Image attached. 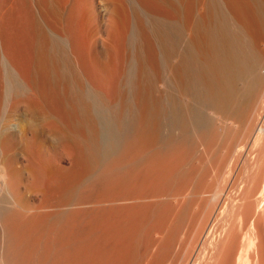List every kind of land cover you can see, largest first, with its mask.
Masks as SVG:
<instances>
[{
    "label": "bare ground",
    "instance_id": "bare-ground-1",
    "mask_svg": "<svg viewBox=\"0 0 264 264\" xmlns=\"http://www.w3.org/2000/svg\"><path fill=\"white\" fill-rule=\"evenodd\" d=\"M198 4L202 8L204 21L203 24L200 23L201 25L193 19V11ZM224 11L236 25L249 28L250 40L259 47L258 55L240 50L239 46L243 40L240 39L238 32V35L233 33L234 37L227 32ZM16 16L20 21L23 18L24 22L25 37L22 38L24 43L21 48L19 44V49L16 45L17 28L13 18ZM73 26L74 29H71ZM198 32L203 33L205 44L209 49L205 55L204 53L202 55L205 56L203 60L210 69L211 77H209L214 82L213 94L210 96L207 93L208 102L203 107L206 106L205 110L207 109L212 116L209 115V120L212 118L219 122L223 121L224 126L228 127L227 130L230 127L228 125L237 121L250 122L257 110V102L263 100L264 80L256 87L250 86L251 96L243 106H238L242 107L239 108L240 110L234 109L238 103L232 104V95L236 87L235 82L240 75L249 72L250 66H253L258 59L261 61H259L260 65L262 66V63L264 65V0H0V264H9L13 259L15 263V260L17 262L20 258L16 254L21 256L19 253L23 248L22 238L18 239L21 240V243L18 241L21 248L14 243L17 245L16 251L12 247L13 243H9L11 241L8 242V239L9 236H14L13 232L17 230L15 223L12 222L18 213L25 210H30V215L33 217L31 218L34 219L32 221L34 223L28 229L29 234L34 236L31 237L29 249L32 247L31 250L41 251V254L39 255L37 251L27 252L25 248L23 252L28 254L23 253L26 256L24 258L28 255L29 263L24 259L23 262L19 260L18 264L19 262L21 264L24 262L25 264H264V170L256 173L252 166L248 168L246 175L242 173L235 180L230 179V174L237 164L238 154L232 153V149H229L231 147L227 146L226 149L230 151H227L229 154L225 157V167L224 169L217 167L215 162L205 155L207 147L217 138L213 134L208 136L211 133L196 134L194 141L192 139L190 141L193 144L185 149L175 137L173 138L176 140L169 139L164 142L162 139L163 142L158 143L162 135L159 134L162 122L158 115L167 108L173 110L174 114L171 111L170 116L173 115L174 118H177L176 115L179 113L180 108L177 109L179 103L173 92L174 83H177L176 88H179L181 94L191 100L194 84H191L192 72L188 48L193 33ZM133 41L139 45V50L142 52L141 61L137 65L139 66L137 71L141 73V80L137 81L140 90L139 106L145 124L152 125V128L147 133L148 139L143 140L138 149L127 147L126 149L129 150L124 151L122 155L119 154L123 156L122 158L125 157V160H120L121 157L117 158L118 155L112 158L116 144L111 142L113 133L108 132L110 129L104 132L102 125L101 132H97L98 127L95 126L103 123L101 118L104 116H97L93 109L105 104L115 105L119 94L124 91L127 66L125 52ZM59 42L61 46L58 45ZM182 97L185 98L183 95ZM75 115H79L82 122L93 130L88 140L83 139L84 143L77 141L75 135L77 132L73 133L57 125V123L60 125L62 122L67 123L65 119L73 118ZM26 118H29L33 124L26 121ZM250 123L252 124V121ZM34 125L40 127L42 131L36 133L33 130ZM215 126L220 127L219 123ZM255 127L258 131L256 136L264 134L263 125ZM181 129V132H187ZM46 131L48 134H45ZM233 142L236 143V139ZM46 155L47 160L54 165H59L63 158H66L70 164L79 163L81 157L91 172L106 161V164H103L104 168L102 166L104 177L103 171L100 170L101 166L98 169L102 171L100 177L106 179L103 180L105 183L100 182V184L104 183L102 184L104 186L108 184L107 181L110 183L109 179L114 173L119 174L125 169L122 167L124 161H127L124 165L126 167L131 165V162H140L142 155L145 161L142 165L143 170L139 173L140 177L147 174L152 166H156L157 173L152 180L159 183L165 180L174 163H179L185 157L190 159L192 156L195 163L188 168L186 185L182 186L185 188L186 198L181 199L178 196L183 193L179 186L176 190L172 188L174 192L170 189L175 193L174 195L177 194L175 196L177 198H173L176 201L177 206L174 207L176 209L171 207L175 211L171 210L172 212L169 213V210L165 212L163 209H157L159 212H155L156 210L153 209L152 206L162 203L163 201L160 200H164L170 193L161 186L141 189L139 197H128L131 198V203L128 201V204L124 200L117 203V199L121 200L118 198L119 194L112 200H107L101 195L99 198L92 197L93 200L98 198L97 201L94 200L95 202L88 201L91 203L89 208H87L88 204H85L87 199L84 200L82 203L86 207L82 203L81 207L84 206L86 210L82 208L84 212L78 211L80 215L82 212L85 215V212L91 211L90 209L100 212L94 213L92 215L94 217L90 216L89 221L85 222V218H82L84 223L78 222L76 215L74 219L77 222L73 219V224L71 223L70 229L67 230L66 225L72 219L69 222L67 220L69 218L66 217L68 223L63 219L66 225L58 219L61 214L63 218L68 214L71 215L73 212L70 210L71 203L74 204L75 207L71 206L75 209L76 200L78 202L81 198H76L75 201L72 199L70 205L66 201L69 206L64 205L65 210L69 208L68 211L72 212L66 211L68 214L65 215V212L61 213L63 205L59 202L66 197L58 199V203L52 202L54 203H51L52 206L48 203L51 202L49 197L50 201H47L48 199L45 201L50 204L48 207L51 206L54 210L50 208L49 211L44 207L42 211L44 209L45 211L42 212L40 206L38 207L40 210L34 207L30 195L26 193L25 187L29 184V180L38 182L36 177L33 178L32 166L39 160L37 158ZM42 160L44 161L43 158ZM151 164L153 165L150 166ZM121 168L123 170L118 172ZM127 171L129 172V169L126 173L124 171L125 175ZM213 171L221 174V178L215 177ZM138 175L130 171L127 178L132 180ZM114 177L118 178L117 181H122L119 180L120 177ZM124 178L123 180H126ZM26 181L28 184L25 183V186ZM100 184L95 185L100 186ZM233 187L237 188L235 192L231 191ZM148 197L155 198L146 200ZM100 198L102 199L99 200ZM184 204H186V216L182 213ZM140 205L145 207L143 211H136L133 207ZM101 206L108 208V212L103 210L105 208L101 209ZM126 206L133 208L130 207V210L127 207L129 209L127 210ZM97 207L100 209L98 210ZM77 208L75 211L81 210L80 206ZM89 212L87 216L92 214ZM57 214H59L58 219L53 218ZM70 215L68 217L71 218ZM48 216L52 217L53 221L58 220V224L61 223L58 228L64 223L62 227H65L68 234L71 229V232L76 229L77 223H80V227L75 230L77 232H72L71 241L65 239L66 232L61 229L62 227L58 229L54 226L56 222L53 224L52 221V224L44 225L43 221ZM181 216H185L184 222L179 220V218L182 220ZM156 217L165 218L164 223L155 226L153 222ZM99 218L102 220L101 224L98 223ZM90 221L93 224L89 225ZM87 222L88 225L85 226ZM74 224L76 227L73 226ZM153 229L156 236L152 235ZM169 230H171L169 234L172 235L170 254V247L165 249L166 242L163 241ZM143 233L151 236L145 243H141L140 240ZM86 235H90L89 240L85 238ZM42 237L46 239L42 240ZM9 249L14 251L11 250L10 253ZM17 249H20L19 252ZM162 249L168 254L160 255ZM12 252H17L14 254L17 257H13ZM160 253L162 254V251ZM9 256L12 260L8 258Z\"/></svg>",
    "mask_w": 264,
    "mask_h": 264
},
{
    "label": "rangeland",
    "instance_id": "rangeland-1",
    "mask_svg": "<svg viewBox=\"0 0 264 264\" xmlns=\"http://www.w3.org/2000/svg\"><path fill=\"white\" fill-rule=\"evenodd\" d=\"M195 7H197V8H194V11H193V19L194 20H197V22L200 24H203V19H202V11H201V7H200V4H198V6H195ZM198 14H197V13ZM224 13H225V11H224ZM225 19L227 20H225V23H226V29H227V32L230 34V35H232L233 37L235 36V35H238V33H239V35H240V39L241 40H243V42L240 44V50L241 51H244V50H247V51H250L252 54H255V55H258V50H259V47H256L255 46V44L250 40V37H249V33H250V30H249V28L248 27H245V26H243V25H241V26H239V25H236L234 22H232V20H230V17L228 16V14H226L225 13ZM228 16V17H227ZM14 18V23H15V27L17 28L16 29V39H17V41H16V45H17V48L19 47V44H20V47L19 48H21L22 46H23V39H24V37H25V35H24V22H23V18H22V21H20V18H18L17 16L16 17H13ZM199 20V21H198ZM16 21H18V22H16ZM200 24V25H201ZM20 25V26H19ZM22 28V29H21ZM248 28V29H247ZM21 29V30H20ZM71 29H74V26L73 27H71ZM236 31V32H235ZM238 32V33H237ZM22 33V34H21ZM202 32H198V33H193V38L191 39L192 40V42H191V40H190V44H189V48H188V55L190 56L189 58V61H190V64H191V67H190V69H191V72H192V74H191V84L193 85V87H192V90H191V96H190V99L191 100H189V97L188 98H186L185 97V95L184 94H181V92L178 90L179 88H176V87H178V85H177V83H174L175 84V87H174V90H173V92H174V96H175V98H176V100H177V102L179 103V106H178V108L177 109H179L178 110V112L181 114H179L178 112V114L176 115L177 116V118H174L173 117V115L172 116H170L171 115V111H172V114H174L173 113V110H170L169 108H167V110L165 109V111L164 112H162V113H160V115H158V118L160 119V121L162 122L161 123V128H160V132H159V134H162V135H160V137H161V139H160V141L158 140V143L160 144V143H162L163 141L165 142H167V140L169 141V139H177V141L180 143L181 142V145L183 146V148L185 149V148H188L189 146H191L192 144L190 143V141H192L194 138H195V135L196 134H199L200 132L202 133V134H210V135H208V136H211L212 134L215 136V137H217L216 139H214V141L211 143V145L209 146V147H207V150H206V156H207V158L209 157L212 161H214L215 162V164H216V166L217 167H219V168H221L222 167V169H224V167H225V157H226V155L227 154H229L228 152L231 150L232 151V153H234V154H238L237 156H238V158H237V164H236V167H235V169L231 172L232 174H230V179L232 178V180H235L236 179V177H238V175H240V174H242V173H244V175H246L248 172H247V170H248V168H251L252 166H253V168H255L254 169V171L256 172V173H259V171L261 170V172L264 170V134L263 135H258V136H256L258 133V131H257V128L255 127L256 125L257 126H259V125H263L264 126V96H263V100H259L258 102H257V110L254 112V117H253V119L251 120L252 121V124L250 123V122H248L249 123V125H248V123L246 122V123H244V121H242V122H236V123H234V124H231L232 125V127H231V125H228V126H230L229 127V129L227 130V128L228 127H225L224 126V122L222 121H217V120H215V119H210L209 120V118L210 117H212L208 112H207V109L205 110V108H206V106H205V108H203L204 107V105H206L207 104V102H208V98H209V96H207V93L210 95V94H213V91L214 90H212L214 87V82L211 80V73H210V69H208L209 67L208 66H206L207 64L205 63V60H203L204 58H205V56L203 57V53H204V55H205V53L209 50L208 49V47H207V45L205 44V41H204V35H203V33L201 34ZM235 35H234V34ZM202 35V36H201ZM99 37H101V35H98ZM23 38V39H22ZM21 39V40H20ZM244 43V44H243ZM178 44H179V42L177 43V49H178ZM59 46H61V43L59 42V44H58ZM245 46V47H244ZM251 46V47H250ZM18 48V49H19ZM134 48H136V49H134ZM140 48H139V45H136V42L135 41H133V43H132V45L130 44L129 46H128V48L126 49V52H125V56L127 57V66H126V70H125V76H124V78H125V80H126V87L124 88V91L123 92H121L120 94H119V96H118V98L116 99L117 101H116V103H115V105L113 104V106L112 105H110V106H108V105H103L102 107L100 106V107H97L96 106V108H94L93 110V112H95V114L97 115V116H99V117H102V116H104V117H102L101 118V120L103 121V123L101 122V124H97L95 127H98L97 128V132H101V130L100 129H102V127H104V128H106V126L108 127V128H106V129H102V131H104L105 132V130L107 131V130H109L108 132H110L111 134L113 133V135H112V139L113 140H111V142H115V144H116V148H115V153L112 155V158H114V156H117L118 155V157L117 158H119V157H123V156H121L123 153H124V151H126V150H129V148L130 149H138L139 147H140V144L142 143V141L143 140H145V139H148V135H147V133H148V131H150V129L152 128V125L150 126V125H146L145 124V122H144V120H143V112H142V110H141V108H140V102H139V92H140V90L138 89V85H137V83L138 82H140V80H141V73L139 72V71H137L138 70V67L139 66H137V65H139V63H140V61H141V57H142V52H141V50H139ZM196 49V50H195ZM208 49V50H207ZM134 51V52H133ZM136 52V53H135ZM133 54H135V56L133 55ZM137 54V55H136ZM140 54V55H139ZM85 54L83 53V56H84ZM133 57V58H132ZM135 57V58H134ZM138 57H140V59L138 58ZM134 59V60H133ZM139 59V60H138ZM104 61H107V59L105 60L104 59ZM108 61H109V59H108ZM136 61V62H135ZM202 61V62H201ZM258 62L260 61V59H258L257 60ZM256 61V63H254L253 64V66H250V69H249V72H246V73H244L243 75H240L238 78H237V80H236V82H235V88H234V90H233V94L234 95H232L233 96V98H232V104H237V107H236V105L234 106V109L235 110H240L242 107H238L239 105L240 106H243L244 104H245V102H247L248 101V99L250 98V96H251V93H252V91H251V88L252 87H256V86H258V83H260L262 80H264V65H263V63H262V66L260 65L261 63V61L258 63ZM136 63V64H135ZM137 68H136V67ZM204 67H206L207 68V70H206V68L204 69ZM136 68V69H135ZM203 69H204V73L202 72L203 71ZM194 72V73H193ZM140 73V74H139ZM263 73V74H262ZM192 75L194 76V78H192ZM210 76V77H209ZM258 78V79H257ZM139 79V80H138ZM201 79V80H200ZM204 79H205V81H204ZM211 80V83H210V80ZM259 80L258 82H257V80ZM193 80H194V83H193ZM138 81V82H137ZM209 81V82H208ZM201 82V83H200ZM208 82V83H207ZM257 83V85H256V83ZM211 84V85H210ZM213 84V85H212ZM210 85V86H209ZM212 86V87H211ZM250 86H252V87H250ZM209 87V88H208ZM249 88H250V91H249ZM177 91H179V92H176V90ZM209 89H211V90H209ZM194 90V91H193ZM205 90V91H204ZM209 90V91H208ZM195 91H196V93H195ZM60 92H62V91H60ZM194 92V93H193ZM210 92V93H209ZM250 92V93H249ZM177 93V94H176ZM181 94V96H178V95H180ZM182 95L186 98V99H188V100H186L185 98H183L182 97ZM193 95H195L194 96V99L192 98V96ZM202 96V97H201ZM205 96V97H204ZM211 96V95H210ZM178 97V98H177ZM207 97V99H205ZM248 97V98H247ZM178 99H179V101H178ZM205 99V100H204ZM206 102H204V101ZM246 100V101H245ZM242 101H244V102H242ZM205 104H204V103ZM242 103V104H241ZM119 104V105H118ZM188 104H189V106H188ZM106 106L108 107V108H106ZM98 108V109H97ZM101 108V109H100ZM240 108V109H239ZM96 109V110H95ZM106 109V110H105ZM170 110V111H169ZM205 110V111H204ZM226 110V109H225ZM224 110V111H225ZM169 111V112H168ZM195 111V112H194ZM223 111V112H224ZM20 112H23V111H20ZM19 112V113H20ZM62 112V111H61ZM168 112V113H167ZM100 113V114H99ZM164 113V114H163ZM170 113V114H169ZM201 113L203 114V115H201ZM206 113V114H205ZM208 113V114H207ZM135 114V115H134ZM198 114V115H197ZM165 115V116H164ZM180 115V118H178V116ZM190 115V116H189ZM209 115H210V117H209ZM162 116H164V118L162 117ZM202 116V118H200ZM206 116H208V117H206ZM62 117H64L63 115H62ZM162 117V118H161ZM168 117H169V119H170V121H168L169 119H168ZM173 119H172V118ZM181 117H182V119H181ZM199 117V118H198ZM203 117H206L205 119H206V121H205V119L203 118ZM166 118V119H165ZM29 118H26V121H28V122H30V119L28 120ZM70 119H71V121H70ZM70 119H65L66 121H67V123H61V125L59 124V123H57V125H58V127L59 126H62L64 129H68V130H70V131H72L73 133H76L75 135H76V138L78 139L77 141L78 142H80V143H84V141H86V140H88V137H89V134H90V132L91 131H93L92 129L90 130V128L88 127V125L86 124V123H83L82 122V119L80 118V116L79 115H75V116H73V118H70ZM104 119V120H103ZM171 119H172V122H171ZM175 119V120H174ZM199 119V120H198ZM201 119V120H200ZM203 119V120H202ZM177 120H180L179 122L177 121ZM182 120V121H181ZM32 121V120H31ZM175 121H177L178 122V124H177V122H175ZM184 121V123H182ZM213 121V122H212ZM214 121H217V122H214ZM165 122V123H164ZM183 124V126H185V128L182 126L181 127V123ZM204 122V123H203ZM30 123H32V122H30ZM75 123V124H74ZM77 123V124H76ZM168 123V124H167ZM171 125H175L174 127L173 126H171ZM180 123V124H179ZM218 123H219V126L221 127V129H220V127H218V126H215V125H218ZM221 123H222V126H224V127H222L221 126ZM253 123H255V124H253ZM33 124V123H32ZM64 124V125H63ZM188 124V125H187ZM215 124V125H214ZM251 124V125H250ZM87 125V126H86ZM103 125V126H102ZM180 125V127H178ZM197 125V126H196ZM31 127H32V125H30ZM69 126V127H68ZM89 126H91V125H89ZM102 126V127H101ZM131 126V127H130ZM150 126V127H149ZM210 126V127H209ZM249 126V127H248ZM255 127V128H253V127ZM163 127V128H162ZM173 127V128H172ZM178 127V128H177ZM218 127V128H217ZM181 128H183V131L184 130H186L187 132H181ZM224 128V129H223ZM246 128V129H245ZM252 128V129H251ZM181 129V130H180ZM249 129V130H248ZM256 129V130H255ZM33 130L36 132V133H40L41 131H42V129L40 128V127H38V126H36V125H34V128H33ZM120 130V131H119ZM181 132V134H180V132ZM202 130V131H201ZM225 130H227V132L225 131ZM245 130V131H244ZM248 130V131H247ZM88 131H89V133H88ZM245 133H244V132ZM257 131V132H256ZM50 132L51 131H49V134H50ZM81 132V133H80ZM217 133V134H216ZM248 134V136H247V134ZM45 134H48V132L46 131L45 132ZM177 134V135H176ZM178 134H179V136H178ZM182 134H186V135H182ZM145 135H147V136H145ZM180 135H181V137H180ZM219 135V136H218ZM243 137H241V136ZM183 136V137H182ZM262 137V139H260V137ZM87 137V138H86ZM170 137V138H169ZM172 137V138H171ZM173 137H175V138H173ZM224 138V140H223V138ZM238 137V138H237ZM246 137V138H245ZM257 137V138H256ZM86 138V139H85ZM230 138V139H229ZM239 138H242L241 140H239ZM83 139H84V141H83ZM137 139V140H136ZM162 139H164L163 141H162ZM175 139V140H176ZM180 141H179V140ZM192 139V140H191ZM219 139H221L220 141H219ZM235 139H236V143L235 142H233V141H235ZM257 141H256V140ZM258 139H260V140H258ZM230 140V141H229ZM194 141V140H193ZM222 141H224V142H222ZM259 141V142H258ZM110 142V141H109ZM134 142V143H133ZM218 142V143H217ZM190 143V144H189ZM221 143H223V144H221ZM232 145H230V144ZM258 143V144H257ZM217 144V145H216ZM229 144V145H228ZM235 144V145H234ZM238 144V145H237ZM122 145V146H121ZM189 145V146H188ZM214 145V146H213ZM234 145V146H233ZM227 146H229V147H231V148H229L230 150H227L226 149V147ZM124 147V148H123ZM127 147H129L128 149H126ZM233 147V148H232ZM118 149V150H117ZM237 150V151H236ZM228 151V152H227ZM184 152V151H183ZM119 154H121V155H119ZM142 156H144V155H142ZM141 156V157H142ZM41 157V156H40ZM140 157V159H139V161L140 162H138V161H136V163H137V165H132V164H136V163H133V162H131L132 164V166L129 164V162H128V164H129V166L128 165H126V167L124 166L125 164H127V163H125V162H127V161H124V163H123V168H125L124 170H123V168H121V169H118V172L120 171V170H123L122 172H120L119 174L116 172V174L114 173L113 175L114 176H116V177H120V179L119 180H121L122 179V181L120 182V181H117V179L118 178H115L114 176H112V178L111 179H109L110 180V183H109V181H107L106 183H108L107 185L105 184V186L104 185H102V184H104L105 182V180L102 178V177H100V172H102V174L104 173V170H102V166H103V164L105 165L106 163V161L103 163H101L97 168H95L92 172L89 170V168L87 167V166H85L86 164H85V162H84V160H83V158H82V160H81V157H80V159L78 160L79 161V163L77 162H75V164H73V162L70 164L69 162H68V160L66 159V158H63V160L61 161V163L60 162H58V164L59 165H54L52 162H49L48 160H47V155L46 156H44V157H42L43 159H44V161L42 160V158H37V159H39L38 161H37V163H35L33 166H32V175L34 176L33 178H35L36 179V181H37V179H38V182H33V181H31V180H29L28 182H29V184H28V182L26 181V182H24V184L25 183H27L28 185L26 186V184H25V189L27 190L26 191V193L28 194V195H30V197H31V199H32V202H33V205H34V207H36L37 209H39L38 207L40 206V209H41V211H42V209L45 207V209H47V210H49L50 208L51 209H53L54 210V208H52L51 206H52V204H54V203H52V202H55V203H58V199H61V198H64V197H66L65 199H62L59 203H60V205H63V206H61V208L63 207L64 208V210H63V208H62V211L63 212H61V213H66V211H68L69 210V208H68V210H65V207H67V205L69 204L70 205V201L72 200V199H74L73 201H75L76 200V198L78 199V198H83L84 197V199H79V203L77 202V200H76V203H78V204H76L75 202H73V203H75V205L77 206V207H79L80 206V208H81V210H77V211H75L76 210V208L75 209H73L75 206H74V204H72L71 203V205L72 206H74V207H72L71 205H70V210H73V212L72 211H68L69 213L70 212H72L71 213V215L73 216L74 214V216L72 217L70 214H68V213H66L65 215H70L71 216V218L70 217H68V215L67 216H64V218H63V215L61 214V216H62V219H60L61 218V216L59 217V214H57V215H54L55 217H53V218H55V219H58V217H59V219L58 220H62L64 223H65V221L67 222V220L69 221V220H71V222L68 224V225H66V223H65V225L67 226L66 228H67V230H68V228L70 229V224L72 223V222H74V221H76V219H74L75 217H76V215H77V221L78 222H83L84 223V221H83V219L85 220V222L88 220V219H90V216H92V215H94V213H96V212H100V211H92L93 209H90L91 211L89 212V211H87V212H89V214L92 212V214L91 215H89V216H87L88 215V213L87 212H85L86 214L84 215V214H82L84 211L83 210H86L85 208H84V206L86 207V205L88 204V207L87 208H89V207H91L89 204H91V203H89L88 201L89 200H91V202H93L94 200H98V198L99 197H101V195H104L106 198H107V200H112V199H116L117 198V196H118V194L120 195L118 198L119 199H121V200H118L117 199V203L120 201V202H122V200H124V202H126V204H128L129 202H130V200H131V198L129 199L128 197H133V196H136V197H139V195H140V191H142L141 189H143V188H158V187H163L166 191L167 190H169L170 191V189H171V191L173 190V192L176 190V189H178V188H176V187H180V188H182V186H184L185 187V185H186V182H185V178H186V173H187V170H188V168L190 167V165L191 164H193V163H195V161L192 159V158H194L193 156H192V158L190 157V159L189 158H184V159H182L181 161H179V163H174L173 165H171V168L172 169H170V172L167 174V176H166V178H164L165 180L164 181H162L161 180V182L159 183V182H155V181H153L152 179H153V177H154V175L157 173L156 171H157V168H156V166H152L153 164H151L150 166H152V169H149V172L151 173H147V174H144V175H142V177H140V170H143V167L144 166H142L143 164H144V162L143 161H145V159L142 157L141 158ZM188 157V156H187ZM116 158V159H117ZM119 158L120 160H123L124 158ZM47 160V161H46ZM64 160H66V161H64ZM81 160V161H80ZM125 160V159H124ZM222 160V161H221ZM46 162H47V164H46ZM49 163V164H48ZM83 163V164H82ZM53 164V165H52ZM70 164V165H69ZM188 164V165H187ZM40 165V166H39ZM249 165H250V167H249ZM53 166H55V167H53ZM100 166H101V169L100 170H102V171H100V170H98L99 168H100ZM187 166V167H186ZM247 166V167H246ZM43 167V168H42ZM57 167V168H56ZM85 167V168H84ZM153 167H155V169L153 168ZM183 167V168H182ZM52 168V169H51ZM56 168V169H55ZM103 168H104V166H103ZM261 168H263V169H261ZM53 169L55 170V171H53ZM129 169V172L130 171H132V173L133 174H139L138 175V177H135L134 179H132V180H129L128 178H127V174L129 173L128 171V173L125 175V173H126V170H128ZM139 169V170H138ZM237 169V170H236ZM39 170V171H38ZM88 170V172H86ZM92 170V169H91ZM137 170V171H136ZM98 171V172H97ZM124 171H125V173H124ZM215 171H213V174L215 175V177L217 176V178H221V174L219 175L218 174V172H217V174L216 173H214ZM44 173V174H43ZM124 173V174H123ZM51 174V175H50ZM101 174V175H102ZM117 174L119 175V176H117ZM170 175V176H169ZM219 175V176H218ZM88 176V177H87ZM123 176V177H122ZM124 176H126V178H124ZM145 176H147V177H145ZM152 176V177H151ZM259 176V175H258ZM70 177V178H69ZM91 177V178H90ZM100 177V178H99ZM103 177H104V174H103ZM123 178L124 179H126V180H123ZM99 179V180H98ZM102 179V180H101ZM142 179V180H141ZM155 179V178H154ZM104 180V181H103ZM118 182H116V181ZM88 181V182H87ZM96 181V183L95 184H100V182H104V183H102V184H100V186H98V185H95L94 184V182ZM141 181V182H140ZM146 181V182H145ZM32 182V183H31ZM87 182V183H86ZM155 182V183H154ZM35 183V184H34ZM185 183V184H184ZM30 184H31V186H30ZM166 184V185H165ZM32 185H34V186H32ZM94 185H95V187H94ZM134 185V186H133ZM163 185V186H162ZM181 185V186H180ZM84 186V187H83ZM98 186V187H97ZM104 186V187H103ZM138 186V187H137ZM32 187V188H31ZM101 187H103V188H101ZM167 187V188H166ZM182 188V192L183 193H181L182 194V196H181V194L180 195H178L179 197H181V199H185L186 198V194H185V188ZM44 188V189H43ZM172 188H175V190L174 189H172ZM78 189H80V190H78ZM133 189V190H132ZM85 190V191H84ZM110 190V191H109ZM237 190V188L236 187H233V188H231V191H233V192H235ZM38 191V192H37ZM169 191H167V192H169ZM170 191V193H168L169 195L172 193ZM43 192V193H42ZM102 192V193H101ZM34 193V194H33ZM127 194V196H125ZM128 194H131V196H129ZM173 195L175 194V193H172ZM172 194L169 196H167V197H165L164 198V200H160V201H163L162 203L160 202V204L159 205H155V206H152V207H154L153 209H155L156 211L155 212H159V211H157V209H163L165 212L166 211H168L169 210V213H170V211L172 210V211H175V210H173V209H176V208H174V207H176L177 205H176V201H174L177 197H175V196H177V194L176 195H174V196H172ZM185 194V195H184ZM88 195V196H87ZM117 195V196H116ZM122 195V196H121ZM96 196H98V198L96 199V198H94V200H93V198L92 197H96ZM113 196V197H112ZM126 198H124V197ZM49 197H51L50 199H51V202H48V203H52L51 204V206L50 207H48L50 204H48L47 203V201H50L49 200ZM52 197H53V199H52ZM69 197V198H68ZM112 197V198H111ZM185 197V198H184ZM89 198V199H88ZM91 198V199H90ZM103 198V197H102ZM102 198H100L99 200H101ZM106 198H104V199H106ZM124 198V199H123ZM153 198H155V197H148V198H146V200H148V199H153ZM173 198H175V199H173ZM48 199V200H47ZM56 199V200H55ZM87 199V201H86V205L85 204H83L82 202H84V200H86ZM103 199V200H104ZM45 200H47V201H45ZM52 200H55V201H52ZM93 200V201H92ZM62 201H64L63 202V204L61 203ZM66 201L68 202V204L66 203ZM129 201V202H128ZM46 202V203H45ZM95 202V201H94ZM173 202H175V203H173ZM66 203V204H65ZM81 203H82V205H84L83 207H81L82 205H81ZM105 203V202H104ZM106 203H107V201H106ZM131 203V202H130ZM108 204V203H107ZM172 204V205H171ZM175 204V205H174ZM64 205H65V207H64ZM68 205V206H69ZM106 205V204H105ZM104 205V206H105ZM103 206V208H105V209H103L102 208V206H101V209H103V210H105L106 212H108L107 211V209L108 208H106V207H104ZM173 206V207H172ZM184 206V207H183ZM182 207L184 208V209H182V213H184L185 214V216H186V204H184ZM128 206H126V208H127ZM131 208H133L134 207V209H136V211H143L144 210V206H142V205H140V206H130ZM130 207H128L130 210H131V208ZM171 207L173 208V209H171ZM60 208V209H61ZM82 208H83V210H82ZM100 209V207H97V209ZM127 208V210H129ZM39 209V210H40ZM45 209L43 210V211H45ZM50 209V210H51ZM67 209V208H66ZM77 209H79V208H77ZM98 209V210H99ZM46 210V211H47ZM49 210V211H50ZM102 210V211H103ZM133 210V209H132ZM147 210V209H146ZM42 211V212H43ZM78 211H83L82 213H81V215H82V217H80L81 215L79 214V212ZM111 211V210H110ZM171 211V212H172ZM31 211L30 210H25V211H22V212H20V213H18V215L16 216V218L14 219V222H12V220H11V222L14 224L15 223V228L17 229H14V231L16 230V232H13V235H14V233H15V235L14 236H9V239H8V242L9 241H11V242H9V243H13L12 245V247H14L13 249L16 251V249L15 248H17V247H19V243H21V240H22V247L23 248H21V247H19V248H21V253H19V254H21V256H23L22 257V259H20L21 258V256L20 255H18V254H16L17 252H12V254L14 255V254H16L17 256H19L18 258V260H17V262L19 261V260H22V262H23V260L24 259H26V260H28L29 259V257H28V255H27V258H24V257H26L23 253H25V252H23V249H27V252H34V253H36V251L37 250H31L32 249V247H31V249H29L30 248V246L31 245H29V243H30V240H32L31 239V237H34V236H31V233L29 234V232H28V229L30 228V226L32 225V223H34V222H32V221H34V219H32L33 217L30 215L31 213H30ZM75 212V213H74ZM77 213V214H76ZM181 213V214H182ZM183 214V215H184ZM20 215V216H19ZM30 215V216H29ZM79 215V216H78ZM84 215V216H83ZM99 215V214H98ZM50 216V215H49ZM49 216H48V218H46L43 222L45 223H42L41 221V223L42 224H44V225H46V224H50L53 220H52V217H50L49 218ZM52 216V215H51ZM185 216H181V218H182V220L179 218V220L180 221H183L185 218ZM18 217V218H17ZM32 217V218H31ZM66 217L67 218H69V219H67L66 220ZM89 217V218H88ZM92 217H94V216H92ZM83 218V219H82ZM54 219V221L52 222L53 224L56 222V224L54 225L55 227H57V226H59V224H61V223H59L58 224V220H55ZM65 221H64V220ZM73 219H74V221H73ZM80 219H82V220H80ZM93 219V218H92ZM92 219H91V221H92ZM80 220V221H79ZM155 220V221H154ZM153 221V224L155 225V226H157V225H159V224H162V223H164V220H165V218L163 219V218H158V217H156L155 219H154ZM178 219H177V221H179ZM61 221V222H62ZM76 221V222H77ZM89 221V220H88ZM90 221V222H91ZM102 220H100V218H99V220H98V223H102L101 222ZM177 221H175L176 223H179V222H177ZM185 221V220H184ZM183 221V222H184ZM75 222V223H76ZM182 222V223H183ZM10 223V222H9ZM51 223V224H52ZM63 223V224H64ZM68 223V222H67ZM97 223V224H98ZM156 223V224H155ZM158 223V224H157ZM62 224V225H63ZM73 224V223H72ZM71 224V225H72ZM80 223H77L76 225H78L79 227H80V225H79ZM82 224V223H81ZM88 225V222L87 223H85V226H87ZM91 224H93L92 222L89 224V225H91ZM11 225V224H10ZM62 225H60V227H62ZM76 225L74 224L73 226L74 227H76ZM12 227H14L13 225H11ZM64 226V225H63ZM73 226H71V228L73 227ZM77 226V227H78ZM82 226H84L83 224H82ZM81 226V227H82ZM84 226V227H85ZM59 227V228H60ZM73 227V228H74ZM77 227H76V229H73L74 231H72V232H77V231H75V230H77ZM58 228V227H57ZM58 228V229H59ZM65 228V227H64ZM63 227L61 228V229H63V231L64 232H66L65 234H64V237H65V239L66 240H68V241H71L72 239V232H71V230L69 231V234L67 233L68 231H66L65 229H64ZM13 229V228H12ZM155 229V228H154ZM153 229V230H154ZM61 231V230H60ZM63 231H61V232H63ZM170 231L171 230H169L168 232H167V237L165 238V240H163L164 242H166V244H164V243H162V244H164V247H165V249L167 248V249H169L168 247H170V249H169V254H170V250H171V237H172V235H170L169 233H170ZM73 233V234H74ZM76 234H78V233H76ZM155 234V235H154ZM170 236H169V235ZM171 234H172V232H171ZM152 235L153 236H156V233H155V230L154 231H152ZM165 235V236H166ZM30 236V237H29ZM74 236H75V234H74ZM76 236H78V235H76ZM88 236H89V238H90V235H86L85 236V238L87 237V239L89 240V238H88ZM152 236V237H153ZM164 236V237H165ZM16 237V239L14 240V238ZM58 237H60V235L58 236ZM57 237V238H58ZM92 237V236H91ZM150 237L151 236H149V235H147V234H145V233H143L142 235H141V237H140V240H141V243H145V242H147L149 239H150ZM168 237H169V239H168ZM13 238V239H12ZM22 238V239H21ZM43 238L44 237H42V240H43ZM47 238H48V236H47ZM142 238V239H141ZM148 238V239H147ZM18 239H21L20 241L18 240ZM46 238H44V240H45ZM144 239H146V241L144 240ZM164 239V238H163ZM166 239H168L169 241L167 242V240ZM34 240V239H33ZM74 240V239H73ZM13 241V242H12ZM18 241H19V243H18ZM27 241V242H26ZM144 241V242H143ZM162 241V242H163ZM32 242V241H31ZM14 243H16L17 245H14ZM167 244H169V246H165V245H167ZM8 245H11V244H8ZM17 246V247H16ZM76 246V245H75ZM9 247H11V246H9ZM76 247H78V245L76 246ZM13 249H9L10 251V253H11V250L12 251H14ZM25 249V250H26ZM28 249H29V251H28ZM18 250H20V249H17V251ZM24 250V251H25ZM163 250L164 249H162L161 251H162V254L159 252V254L160 255H164V253H165V255H166V253L168 254V252L166 251V250H164V252H163ZM70 251V250H69ZM72 251V250H71ZM19 252V251H18ZM25 253V254H28V253ZM30 252V253H31ZM39 252V255L41 254V251H37V253ZM75 252V251H74ZM132 253V252H131ZM11 254V255H12ZM133 254H134V252H133ZM16 255H14L13 257H15ZM16 256V257H17ZM131 256V255H130ZM134 256V255H133ZM8 258H10V256L8 257ZM12 258V257H11ZM10 258V259H11ZM9 259V260H10ZM15 259H17V258H15ZM12 260V259H11ZM14 260V259H13ZM13 260L11 261L12 263H14L13 262ZM26 260H24L26 263L28 262L29 263V260L28 261H26ZM10 261H9V264L11 263ZM16 262V260H15V263H17ZM25 262H24V264H25ZM14 263V264H15ZM20 264H21V262H19ZM18 264V263H17ZM23 264V263H22Z\"/></svg>",
    "mask_w": 264,
    "mask_h": 264
}]
</instances>
